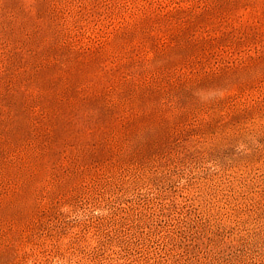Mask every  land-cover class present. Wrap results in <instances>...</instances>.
Returning a JSON list of instances; mask_svg holds the SVG:
<instances>
[{
	"label": "rangeland",
	"instance_id": "rangeland-1",
	"mask_svg": "<svg viewBox=\"0 0 264 264\" xmlns=\"http://www.w3.org/2000/svg\"><path fill=\"white\" fill-rule=\"evenodd\" d=\"M0 264H264V0H0Z\"/></svg>",
	"mask_w": 264,
	"mask_h": 264
}]
</instances>
